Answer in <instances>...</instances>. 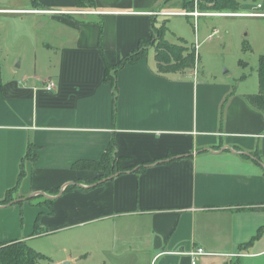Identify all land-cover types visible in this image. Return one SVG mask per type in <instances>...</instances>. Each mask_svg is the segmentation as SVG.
<instances>
[{
  "label": "crops",
  "instance_id": "1",
  "mask_svg": "<svg viewBox=\"0 0 264 264\" xmlns=\"http://www.w3.org/2000/svg\"><path fill=\"white\" fill-rule=\"evenodd\" d=\"M176 2L0 0V52L20 51L0 58V243L67 232L103 259L264 264V110L247 101L259 89L161 75L153 46L120 66L160 18L193 17ZM111 146L105 177L92 165Z\"/></svg>",
  "mask_w": 264,
  "mask_h": 264
},
{
  "label": "rangeland",
  "instance_id": "2",
  "mask_svg": "<svg viewBox=\"0 0 264 264\" xmlns=\"http://www.w3.org/2000/svg\"><path fill=\"white\" fill-rule=\"evenodd\" d=\"M177 1L178 5L188 9L186 14L198 13L200 16L197 19L186 16L160 18V21L163 20L162 23L166 24V31L162 38L164 30L160 26L157 37L151 43L155 51L159 43L164 41L190 50L197 44L199 60L194 74L197 73L199 79L231 82L240 92H258L260 57L264 55V17L231 16L232 14L228 13L202 11L198 4L206 0ZM244 4L256 5L252 0H245ZM254 12L256 10L248 8L239 10V13ZM1 19L2 16L0 22ZM6 33L4 39L12 40L13 30L7 29ZM19 54L18 47L7 45L2 47L0 58L14 62ZM31 57H34L31 53H28V58L25 55V63L29 61L30 64ZM19 62L18 59L15 66ZM39 201L41 203L45 199L41 198ZM67 234L57 233L33 242L34 250L44 256L36 264H60L65 261L72 264H106L103 260L108 264H135L138 261L137 254L133 253L121 258L107 256L103 259L93 247L85 251L80 245L67 242L64 239Z\"/></svg>",
  "mask_w": 264,
  "mask_h": 264
},
{
  "label": "trees",
  "instance_id": "3",
  "mask_svg": "<svg viewBox=\"0 0 264 264\" xmlns=\"http://www.w3.org/2000/svg\"><path fill=\"white\" fill-rule=\"evenodd\" d=\"M245 0H206L198 4L202 11H214L216 13L239 14L240 7ZM253 3L259 5L261 0H252ZM96 6V0H77V8L92 10ZM163 28L162 38L166 31V24L161 25ZM160 28V27H159ZM159 28H153V38L148 45L141 44L139 50L133 55L127 57L120 66L126 63H134L142 56L146 46H153L151 43L157 37ZM198 53L184 46L170 44L167 41L160 42L156 49L157 70L161 75L169 74H186L195 72L198 64ZM259 93L255 96H249L247 101L255 108L264 110V55L260 57L259 66ZM114 147H109V150L103 156L99 165L92 167L102 168L105 170V177H110L115 174L111 171L115 157L113 155ZM140 170V169H138ZM110 172V174H109ZM23 173L19 176V181ZM72 186H67L65 191L71 190ZM11 202V196L7 195L4 204ZM38 225L35 227V233H38ZM44 258L43 255L35 251L25 241H14L9 243H0V264H36L39 259Z\"/></svg>",
  "mask_w": 264,
  "mask_h": 264
},
{
  "label": "built area",
  "instance_id": "4",
  "mask_svg": "<svg viewBox=\"0 0 264 264\" xmlns=\"http://www.w3.org/2000/svg\"><path fill=\"white\" fill-rule=\"evenodd\" d=\"M260 5H258V9L256 12L254 13H239V14H232L231 16H244V17H264V13L258 11L260 9ZM162 15H165V16H168V14H162ZM185 15L187 16H193L195 19H197L200 14L198 13H191V14H186ZM216 15H220V14H216ZM195 51L198 53V46L197 44L195 45ZM56 89V83L54 81H49L48 84L46 85V90L47 91H53ZM206 253L204 252L203 249H198L197 251H195L194 253H192V256H204ZM193 264H195L193 262Z\"/></svg>",
  "mask_w": 264,
  "mask_h": 264
},
{
  "label": "water",
  "instance_id": "5",
  "mask_svg": "<svg viewBox=\"0 0 264 264\" xmlns=\"http://www.w3.org/2000/svg\"><path fill=\"white\" fill-rule=\"evenodd\" d=\"M61 264H71L69 261L62 262Z\"/></svg>",
  "mask_w": 264,
  "mask_h": 264
}]
</instances>
